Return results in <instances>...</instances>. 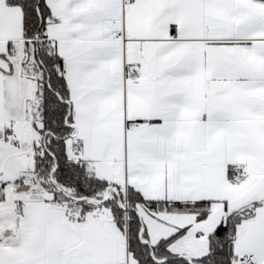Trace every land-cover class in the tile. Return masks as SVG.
<instances>
[{"label":"snow or ice","instance_id":"snow-or-ice-1","mask_svg":"<svg viewBox=\"0 0 264 264\" xmlns=\"http://www.w3.org/2000/svg\"><path fill=\"white\" fill-rule=\"evenodd\" d=\"M0 264H264V0H0Z\"/></svg>","mask_w":264,"mask_h":264}]
</instances>
